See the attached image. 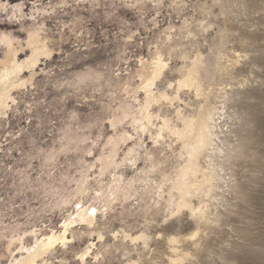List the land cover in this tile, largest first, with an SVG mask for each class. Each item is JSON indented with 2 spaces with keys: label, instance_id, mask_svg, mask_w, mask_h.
<instances>
[{
  "label": "rangeland",
  "instance_id": "rangeland-1",
  "mask_svg": "<svg viewBox=\"0 0 264 264\" xmlns=\"http://www.w3.org/2000/svg\"><path fill=\"white\" fill-rule=\"evenodd\" d=\"M62 1L0 0V36L12 33L24 42L25 28L46 21L54 52L49 58L41 57L37 71L44 69L61 81L87 66L113 70L129 67L135 71L140 59H151L153 52L165 50L168 67L157 82V91L158 96L167 92L169 98H160L159 104H152L151 112L155 116H167L178 132L186 134L188 127L184 120L202 106H214L217 113L210 124L218 137L216 147L222 150L216 161L220 159L223 164L219 171L223 181L218 184L215 199L207 202L211 208L208 227H197L186 210L180 215L172 214L168 200L174 195V203L181 201L177 191L173 192L161 175L154 174L151 176L154 189L150 183L138 184L130 199L115 204L114 216L103 218L99 214L95 228L81 223L74 242L64 248L58 246L40 264H170L171 250L166 238L171 234L182 239L179 250L190 255L183 264L264 262V0H147L135 8L120 2L112 5L101 2L94 9H77L76 13L71 8L75 0H69L67 7ZM42 10L48 12L43 14ZM3 52L4 47L0 45V60ZM26 57V54L20 56L22 60ZM198 57L203 62V75L208 76L204 93L211 92L209 100L205 95L196 96L193 89L177 87L191 62ZM47 77L39 75V86L32 92H15L18 110L14 108L9 117L0 121V214L12 223L25 221L30 207H40L41 197L29 188L18 192L19 176L11 169H26L32 177H38L42 173L38 149L53 146L61 128L71 122L73 111L81 118L75 125H94L93 138L100 132L97 123L103 118V112L99 93L87 89L78 92V98L71 93L64 98V89H53L55 81L49 82ZM84 97L91 100L90 106L84 104ZM141 125L144 133L129 123L124 125L129 136L136 139L141 135L142 141L136 146V154L128 157L131 161L119 169L121 175L118 174L125 181L137 177L145 166V149L153 147L151 134L154 135L162 122L153 118L150 122L141 121ZM103 133L113 132L104 129ZM165 136L160 157L165 161L164 173L169 176L178 165L181 146L176 136L170 133ZM133 141L123 147L120 158L139 140ZM75 158L74 154L60 157L53 171L59 175ZM71 169L77 175L74 167ZM116 173L112 170L104 182H113L119 176ZM92 202L91 197L84 198L79 205L90 206ZM94 205L103 207L100 202ZM72 213L75 215L77 209L50 212L44 222H39V229L60 230ZM197 231L198 236L189 239ZM123 232L144 237L136 242L123 240ZM99 234L103 238L99 239ZM145 235L147 245L143 241ZM91 243L95 244L94 256L83 263L80 256ZM3 246L0 244V264H9V253Z\"/></svg>",
  "mask_w": 264,
  "mask_h": 264
},
{
  "label": "bare ground",
  "instance_id": "bare-ground-1",
  "mask_svg": "<svg viewBox=\"0 0 264 264\" xmlns=\"http://www.w3.org/2000/svg\"><path fill=\"white\" fill-rule=\"evenodd\" d=\"M146 1L75 0V4L71 8L76 13L77 9L88 10V7L94 9L96 6L101 5V2H109L111 5L120 2L135 8L137 5L140 7L141 4H145ZM69 3V0L62 1V4L66 7L69 6ZM19 11L22 13L21 7ZM40 12L44 14L48 11L42 10ZM79 18L82 19L83 16L79 15ZM25 30L27 36L24 42L12 33H2L0 36V45L4 47L2 60H0V121L9 117V112L13 111L14 108L16 111L18 110L19 102L14 93L17 91L29 93L36 90L39 86L37 79L42 74L49 77H47L49 82L51 80L55 81L56 88L53 86V89H64V94H62L64 98H68L67 96L70 93L72 97L78 98V92L87 89L96 90L99 93L103 118L97 123L100 130L99 135L93 138L91 130L94 125L91 123L85 127H82L79 123L75 125L74 123L81 121V118L78 112L73 111L70 115L71 122L61 128L60 134L54 139L53 146L47 149L42 147L38 149V156L41 158L40 167L42 168V173L38 177H32L26 169L19 171L11 169L12 172H17L19 176L20 188L18 192H24L27 188L37 191L38 197H41V205L38 209L30 207L25 221L12 223L6 221L5 216L0 214V244L4 245L6 252L9 253V264H40L58 246L64 248L73 243L79 234L77 227L81 223L85 222L86 227L93 228L99 214L103 218L114 216L112 214L115 204H121L130 199L136 192L138 184L150 183L151 188L154 189V178L151 179L154 174L161 175L167 184L170 183L172 191H177V196L181 201L174 203L176 198L174 195V198L171 196L168 200V203L172 205L170 209L172 214H175V216L180 215L186 210L197 227H208L211 223V208L209 209L210 204L208 203V205L207 202L215 199L218 184L223 181L219 174L223 164L220 159L219 162L216 161L218 153H221L222 150L216 147L215 139L218 137H216V133L211 126L217 112H215L216 108L214 109V106L210 105L202 106L198 112L195 110L196 114L184 120L187 121L184 124L188 127V134L178 132L171 122L173 120L167 116L161 114L155 116L151 112L152 104H159L160 98H169L167 92L162 94L163 96H158L160 92L157 91V82L162 79L165 69L168 67V63L164 59L165 50L164 52L157 50L153 54L151 53V59H140L139 66L135 71L130 70L129 67L113 70L112 68L104 69L98 68L99 66L97 68L87 66L81 71L74 72L66 80L61 81L55 75H49V72L44 69L37 71L39 70L41 57L49 58L53 56L54 52L51 48L52 38L47 32L46 21L33 23ZM170 39L169 36L168 40ZM23 54H26L27 57L22 60L20 56ZM191 63L190 69L185 71L184 79L179 80L177 87L179 89L184 87L193 89L196 96L205 95L206 99L209 100L211 92L204 93L207 90L204 87L208 76L205 77L202 73L203 62L200 58H196ZM26 73H29V75H26ZM93 98H96V96ZM84 99L86 100L84 104L90 106L91 100L87 97H84ZM180 114L179 112L178 116ZM153 118H159L162 126L156 129L154 135L151 134L153 147L145 149L146 153L143 159L145 166L139 170L137 177L125 181L124 176H120L119 169L124 167L128 161H131L128 157L136 154L137 145H140L142 141L141 135L136 139L129 136L124 125L129 123L133 129H139L141 133H144L141 121L150 122ZM104 129H110L113 133L105 135L103 133ZM86 130H89V132ZM166 133L176 136L181 146L179 160L177 161L178 165L174 168L173 174L169 176L164 173L163 164L165 161L160 157L166 142ZM132 139L139 141L129 148L128 153L123 158H120V151L126 145L134 142ZM73 154L76 155V158L67 170L61 171L59 175L56 174L53 170L58 167L60 157L72 156ZM222 154L221 156H223ZM224 155H227V153ZM226 157L224 156V158ZM231 158L229 159L231 160ZM227 159H225V163ZM133 163L135 165L136 162ZM72 167H74L77 175H74V172L71 171ZM112 170L117 172L116 176L119 175L118 173L120 175L114 177L115 179L113 182H109L110 184H106L107 181L104 182V180ZM148 196L150 197V195ZM90 197L93 201L91 205L84 204L83 206L82 204V207H80L79 204H81L82 199ZM96 202L103 203V207L100 208L101 205H98L99 208L95 206ZM73 208L77 209V213L75 215L72 213L73 215L65 218L60 230L55 231L49 228L50 230L46 229V231L39 229V222H44L43 219L46 214L56 211H69ZM197 236L198 231L191 234L189 239L194 240ZM98 237L99 239L103 238L100 234ZM121 237L124 238L123 240L130 239L132 242H136L144 236L133 237L123 232ZM143 239H145L143 241L147 245L146 235ZM181 242L182 239L176 235L171 234L166 238L167 246L171 250L170 264H183L186 261L189 254H184L182 253L184 251L179 250L178 245ZM94 247L95 244L91 243L81 254L80 258L83 263L93 255L92 250ZM95 258L97 259L98 255ZM129 264L138 263L132 262Z\"/></svg>",
  "mask_w": 264,
  "mask_h": 264
}]
</instances>
